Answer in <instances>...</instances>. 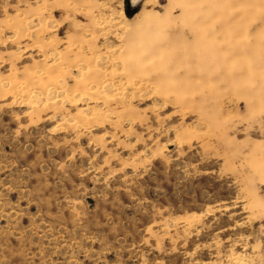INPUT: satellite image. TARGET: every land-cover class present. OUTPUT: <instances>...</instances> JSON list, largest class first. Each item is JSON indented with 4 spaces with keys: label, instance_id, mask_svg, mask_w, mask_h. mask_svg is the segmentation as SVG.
<instances>
[{
    "label": "rangeland",
    "instance_id": "1",
    "mask_svg": "<svg viewBox=\"0 0 264 264\" xmlns=\"http://www.w3.org/2000/svg\"><path fill=\"white\" fill-rule=\"evenodd\" d=\"M0 0V264H264V0Z\"/></svg>",
    "mask_w": 264,
    "mask_h": 264
},
{
    "label": "bare ground",
    "instance_id": "2",
    "mask_svg": "<svg viewBox=\"0 0 264 264\" xmlns=\"http://www.w3.org/2000/svg\"><path fill=\"white\" fill-rule=\"evenodd\" d=\"M132 1V0H131ZM137 1V0H136ZM136 1H135V3H136Z\"/></svg>",
    "mask_w": 264,
    "mask_h": 264
}]
</instances>
